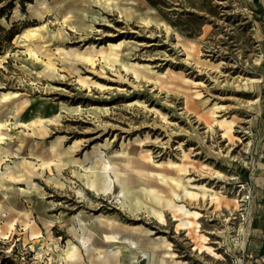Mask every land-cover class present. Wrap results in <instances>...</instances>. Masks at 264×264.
Instances as JSON below:
<instances>
[{
    "label": "rangeland",
    "instance_id": "374dc122",
    "mask_svg": "<svg viewBox=\"0 0 264 264\" xmlns=\"http://www.w3.org/2000/svg\"><path fill=\"white\" fill-rule=\"evenodd\" d=\"M258 1L162 0L154 7L146 0H0V123L14 124L2 129L11 139L0 142V173L8 175L0 177V264H115L101 259L115 246L105 243L99 217L133 227L108 231L138 242L154 264L169 260L153 244L162 236L176 260L229 263L226 218L237 208L235 178L251 182L264 107ZM54 114L52 123L29 126L31 117ZM146 134L148 141L133 142ZM105 140L109 149L100 151L108 157L123 145L126 157L111 162L137 196L147 189L162 200L178 193L170 161L183 163L193 184L220 197L197 191V200H183L202 215L189 230L176 231L179 216L163 204L153 206L165 225L144 206L131 208L130 200L119 208L115 180L103 191L80 178L77 162L91 159ZM22 158L37 189L28 190L23 177L9 180L20 175ZM72 218L83 221L84 231L72 224L94 251L86 253L69 232ZM67 243L78 248V258L64 255ZM122 251L121 264H148L141 253L131 261Z\"/></svg>",
    "mask_w": 264,
    "mask_h": 264
},
{
    "label": "bare ground",
    "instance_id": "6f19581e",
    "mask_svg": "<svg viewBox=\"0 0 264 264\" xmlns=\"http://www.w3.org/2000/svg\"><path fill=\"white\" fill-rule=\"evenodd\" d=\"M95 20L104 21L103 16L98 15ZM122 32V31H120ZM134 32V31H130ZM113 45V44H111ZM114 46V45H113ZM90 56H85L84 60L89 61ZM255 80H251L250 83H254ZM23 103L19 108L16 109V112L14 114L15 118H18L20 116V113H23L24 105ZM58 114L54 115H47V117H31L29 120V126L35 127L36 124L42 125L43 122L46 123H52L56 120H58ZM21 118V117H20ZM17 125H25V122L17 121ZM11 126H14V124H8L7 122H4V124L0 123V142L2 143L6 139H11V135L9 132H3L4 130H9ZM231 132V127L227 125V127L224 129V135L229 136ZM128 135H130V131L126 132ZM149 137L148 134L145 135L143 139H140L137 137L133 142L136 143H142L145 141H148ZM110 146V143L105 140L103 144H98L93 147L92 154L93 157L88 160L87 155H84L83 160L80 162H77L79 166L82 168L83 173H81L80 178L84 181V183L92 188H101L103 191H111L113 187V180H115L120 188L119 196H118V205H120L119 208H125L126 203L128 204V201H132L131 208L136 207H145L150 214H152L160 224L165 225V218L161 211H156L154 205H162L166 208L168 211H171L172 214L175 216H179L177 219H174V222L177 221L176 224V231L178 230H189L191 228H198V220L202 217L200 212L196 210H192L191 208H188L184 201H193L198 199V193L197 191L202 192L203 194H211L213 197L218 200L220 197V193L216 192L215 190L206 187V185H197L193 184L192 182L194 179L189 177L188 174V167H186L183 163H173L168 162L170 166L174 167L177 170V179H170V183L174 186L175 189L178 190V193L175 190H171L170 197L168 199L162 200L159 195L153 191L152 189L147 190H141L142 196H137L130 192L124 181H123V174L119 173L118 168L116 167V163L111 162L112 158H115L117 160L123 161V159L126 157L127 153L123 149V145L121 144V151L120 152H113L110 157L105 156L103 152L100 150L104 148L105 150H108ZM2 151V148L0 149ZM186 157L185 153L182 152V159ZM30 164L28 162H25V159L22 158L19 165L21 166V169H19L20 175L16 176L15 174H10V181H16L19 180L17 177H23L24 182L26 183V187L28 190L30 189H37V186L31 183V175L32 172L28 170L27 165ZM15 166V165H14ZM7 173L4 171L0 173V177H7ZM216 178L219 180L222 178V176L217 173ZM19 182V181H18ZM55 184H57L58 187L63 188V184L60 183L59 180H55ZM80 193L81 192H77ZM82 195V194H81ZM184 200V201H183ZM129 206V205H127ZM129 206V208H130ZM97 219V218H96ZM76 220V221H75ZM99 225L102 228V232H104L105 235V243H108L110 245L115 246L114 249L111 251H106L105 255L101 256V259L104 263H107L109 259L113 260L115 264H121V260L123 258V251L125 250V253L127 254V257L131 261H135L138 254L141 253V256L143 259H147L148 264H154V257L152 254L148 253L147 251H144L140 248L138 242L133 241L128 238H118L116 235L112 234L108 231L109 228H112L115 225L121 226L126 231H134L135 229L129 225L121 224L119 222L99 217L98 219ZM78 223L83 224V221L79 218H72L71 219V228L69 229V232L80 241L81 245L84 247V251L86 253H90L94 251V247L91 246V244L88 243L86 239L83 238L82 235H79V230L75 229V226L72 224ZM82 231L85 229V225L80 227ZM144 235L150 236V231L143 230L142 231ZM196 232H199L196 230ZM201 241H206V237L204 235H201L197 233ZM157 241L153 243L157 247H163L165 248L164 256L166 260L164 264H187L186 262L182 260H176V254L173 253L171 250L170 243L166 240L165 237H158L156 238ZM205 244V243H204ZM202 249H205L207 252H211V248L209 246H202ZM203 252L200 250V253ZM213 254V253H212ZM64 255L68 258H78L79 257V251L78 248L71 243H67L66 250Z\"/></svg>",
    "mask_w": 264,
    "mask_h": 264
},
{
    "label": "built area",
    "instance_id": "2783aa9c",
    "mask_svg": "<svg viewBox=\"0 0 264 264\" xmlns=\"http://www.w3.org/2000/svg\"><path fill=\"white\" fill-rule=\"evenodd\" d=\"M236 180V206L226 221L230 225L228 230V244L230 248L224 250V255L229 258L228 264H257L264 263V258L255 255L249 246L252 236L250 229V208L253 201V185L249 181Z\"/></svg>",
    "mask_w": 264,
    "mask_h": 264
},
{
    "label": "crops",
    "instance_id": "0c3cea01",
    "mask_svg": "<svg viewBox=\"0 0 264 264\" xmlns=\"http://www.w3.org/2000/svg\"><path fill=\"white\" fill-rule=\"evenodd\" d=\"M258 2L264 8V0ZM258 121H260L259 142H257L256 162L251 176L254 195L250 208L252 236L249 247L255 251L257 257L264 258V107L259 108Z\"/></svg>",
    "mask_w": 264,
    "mask_h": 264
},
{
    "label": "trees",
    "instance_id": "16d2710c",
    "mask_svg": "<svg viewBox=\"0 0 264 264\" xmlns=\"http://www.w3.org/2000/svg\"><path fill=\"white\" fill-rule=\"evenodd\" d=\"M149 4H151L154 7H160L162 6V0H146Z\"/></svg>",
    "mask_w": 264,
    "mask_h": 264
}]
</instances>
